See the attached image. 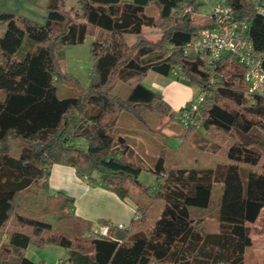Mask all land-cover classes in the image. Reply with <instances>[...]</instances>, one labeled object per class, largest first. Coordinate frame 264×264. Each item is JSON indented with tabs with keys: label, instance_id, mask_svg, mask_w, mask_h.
<instances>
[{
	"label": "trees",
	"instance_id": "1",
	"mask_svg": "<svg viewBox=\"0 0 264 264\" xmlns=\"http://www.w3.org/2000/svg\"><path fill=\"white\" fill-rule=\"evenodd\" d=\"M66 1L48 0L44 23L0 13V264H45L27 258L30 245L68 250L61 264H245L251 225L264 210V98L248 94L233 56L214 69L200 56H185L191 42L217 26L215 18L197 19L199 0H80L79 8ZM225 6L227 21L247 24L243 36L264 67V0H226ZM145 29H157L161 38H147ZM88 36L94 37V67L91 85L83 89L65 73L64 53ZM128 36L136 37L133 44ZM150 72H177L181 84L206 94L201 127L182 129L187 137L204 131L206 139L211 133L231 139L225 162L168 169L163 153L153 166L133 159L131 146L115 132L119 116L177 115L144 85ZM63 80L76 87V97H58ZM119 83L130 90L126 98L112 93ZM12 142L21 149L17 158ZM55 165L75 168L91 184L100 180L122 200L131 198L133 187L152 202L138 204L140 220L126 229L101 221L109 228L105 237L89 224L71 237L55 232L29 215L37 203L33 189L50 190ZM143 172L158 179L155 196L139 181ZM215 184L223 185L218 229L208 233L190 210L211 206ZM58 198L66 209L73 202ZM153 201L163 206L148 227Z\"/></svg>",
	"mask_w": 264,
	"mask_h": 264
},
{
	"label": "rangeland",
	"instance_id": "2",
	"mask_svg": "<svg viewBox=\"0 0 264 264\" xmlns=\"http://www.w3.org/2000/svg\"><path fill=\"white\" fill-rule=\"evenodd\" d=\"M128 1V0H119ZM207 1V0H206ZM206 1L201 2V14L211 13V8L206 5ZM69 8H79L80 0H67ZM48 0H0V13H11L17 16L28 18L37 23H44L47 16L46 7ZM220 5H225L219 2ZM154 14L153 11L150 12ZM198 15L197 19H202ZM147 38L157 41L161 38V33L157 29H145ZM136 37L129 36L128 43L133 44ZM94 37L88 36L82 45L67 48L64 53V71L69 77L76 80L83 89H87L91 85V71L94 67L91 49ZM26 47L19 56L26 54ZM175 78L174 76H171ZM144 85L150 86V79L144 81ZM198 92L197 99L200 95L199 88L195 87ZM129 88L122 83L117 84L112 93L126 98L129 94ZM57 95L59 98L67 99L77 96V89L65 80L58 85ZM115 132L127 140L132 148L133 159L144 164L153 166L160 155L163 153L166 157L167 168H204L214 167L219 162H225L226 153L232 140L223 134L211 133L205 138V132L202 135L196 134L186 136V131L182 129L176 118L173 120L169 116L164 117L155 113H147L142 120H138L131 115L121 114L119 116ZM186 139L184 143L179 144V139ZM169 141V142H168ZM169 143V145H168ZM79 147L85 148L84 142L77 143ZM172 148V150L170 149ZM217 148V150H216ZM12 157L17 158L20 154V146L16 142H12ZM216 150V152H215ZM139 181L146 186L155 196L157 192L158 182L156 176L143 172ZM132 188L131 198L141 199L143 205L152 202L151 198L143 195L139 189ZM221 185L216 184L213 188V200L208 210L192 208L191 214L195 220H203L204 228L208 233H214L218 229V208L221 195ZM32 196L36 200V205L32 207L29 215L50 223L55 232L64 233L71 237L75 228H85V225L74 221L71 217L69 209L65 208V201L61 198H54L46 191L33 189ZM151 205V204H150ZM162 203L153 201L148 218V227H152L157 221L162 209ZM202 218V219H201ZM251 235L253 245L246 252L245 264H264V210L257 222L251 225ZM88 239V237L86 236ZM27 258L33 262H44L45 264H61L62 261L68 259L69 251L56 246L49 245L44 248H38L30 245L27 250Z\"/></svg>",
	"mask_w": 264,
	"mask_h": 264
},
{
	"label": "crops",
	"instance_id": "3",
	"mask_svg": "<svg viewBox=\"0 0 264 264\" xmlns=\"http://www.w3.org/2000/svg\"><path fill=\"white\" fill-rule=\"evenodd\" d=\"M203 1L206 0L198 1L200 8L202 6L201 2ZM219 2L225 4L226 0H207L206 5L210 6L211 13L206 15L199 13V16L203 18L211 16L212 9L215 6H225L220 5ZM146 79H150L151 82V85L147 86V88L160 93L175 113L187 107L198 93L195 92L197 91L195 87H187L171 76L166 77L155 72H150ZM198 91L200 92V90ZM178 141L180 144L187 140L182 138ZM170 149L172 150L171 147ZM94 178L98 179V176L95 175ZM157 182L159 183L158 179ZM49 184L50 190L48 194L54 198H58L59 194H63L64 199L72 200L73 202L70 204V207L67 208L69 209L68 213L70 217L73 220L83 223V225L89 224L93 231H98L101 228V221L113 226H130L136 215L138 204L142 203L141 199L138 198L120 199L114 193L108 191L100 180L95 184H91L88 179L79 177L75 168L70 166L55 165L51 167ZM220 185L222 187L220 191L221 201L223 185Z\"/></svg>",
	"mask_w": 264,
	"mask_h": 264
},
{
	"label": "built area",
	"instance_id": "4",
	"mask_svg": "<svg viewBox=\"0 0 264 264\" xmlns=\"http://www.w3.org/2000/svg\"><path fill=\"white\" fill-rule=\"evenodd\" d=\"M228 14L229 10L226 6H215L211 16L215 18L217 26L214 29L204 30L195 41L191 42L185 50V56L192 54L200 56L212 69L216 68L226 56H233L244 71V83L248 88V94L252 97L264 98L262 59L254 53L252 44L243 36L247 24L227 21ZM173 76L178 79L177 72ZM205 102L206 94L200 93L197 99L177 112L176 120L179 125L186 130L199 129L202 119L200 108ZM134 218L136 221L140 220L137 212ZM119 228L127 227L119 226ZM97 233L103 237L108 236L109 228L101 227Z\"/></svg>",
	"mask_w": 264,
	"mask_h": 264
}]
</instances>
